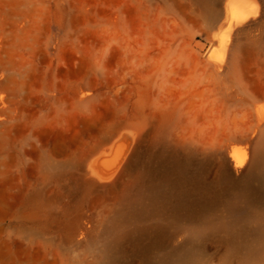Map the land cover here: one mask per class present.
I'll list each match as a JSON object with an SVG mask.
<instances>
[{
  "label": "rangeland",
  "instance_id": "obj_1",
  "mask_svg": "<svg viewBox=\"0 0 264 264\" xmlns=\"http://www.w3.org/2000/svg\"><path fill=\"white\" fill-rule=\"evenodd\" d=\"M225 1L0 0V264H264V0Z\"/></svg>",
  "mask_w": 264,
  "mask_h": 264
},
{
  "label": "bare ground",
  "instance_id": "obj_2",
  "mask_svg": "<svg viewBox=\"0 0 264 264\" xmlns=\"http://www.w3.org/2000/svg\"><path fill=\"white\" fill-rule=\"evenodd\" d=\"M253 0H226L225 1V21L227 24L230 25L231 29L234 26L242 25L245 23L247 20L250 19L251 16H253V10H252V5H253ZM255 8V7H254ZM259 14V13H258ZM255 15V14H254ZM256 18V16H255ZM254 19V17H253ZM244 26V25H243ZM231 33V32H230ZM261 120L264 119V115L260 114ZM255 157H256V162L259 160L261 157V152H255ZM231 159L234 163L235 168H243L246 166L247 168V173L245 172L246 176L241 179L240 181H246L250 176L252 175V171L256 166V162L252 161L249 163L246 158L243 159H237L236 156H231ZM134 164V161H132L131 166ZM222 165L224 168L225 173L227 176H230V169H229V161L227 159H223ZM145 214V211H137L134 213L135 216L141 217ZM141 235H146L148 233V229L142 228L140 230ZM160 230H157V235H159ZM183 264H193L191 259H184Z\"/></svg>",
  "mask_w": 264,
  "mask_h": 264
},
{
  "label": "water",
  "instance_id": "obj_3",
  "mask_svg": "<svg viewBox=\"0 0 264 264\" xmlns=\"http://www.w3.org/2000/svg\"><path fill=\"white\" fill-rule=\"evenodd\" d=\"M242 178V177H241Z\"/></svg>",
  "mask_w": 264,
  "mask_h": 264
}]
</instances>
